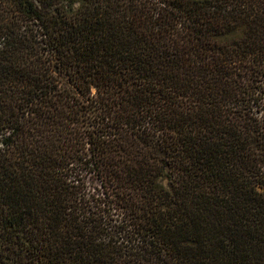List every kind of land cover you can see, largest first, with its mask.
I'll return each mask as SVG.
<instances>
[{
  "label": "trees",
  "instance_id": "trees-1",
  "mask_svg": "<svg viewBox=\"0 0 264 264\" xmlns=\"http://www.w3.org/2000/svg\"><path fill=\"white\" fill-rule=\"evenodd\" d=\"M0 264H264V0H0Z\"/></svg>",
  "mask_w": 264,
  "mask_h": 264
}]
</instances>
